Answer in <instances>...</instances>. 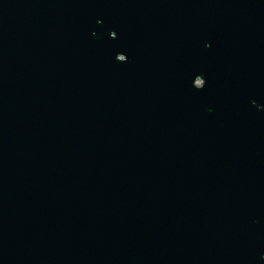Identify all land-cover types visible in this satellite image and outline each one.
<instances>
[{
    "label": "water",
    "instance_id": "1",
    "mask_svg": "<svg viewBox=\"0 0 264 264\" xmlns=\"http://www.w3.org/2000/svg\"><path fill=\"white\" fill-rule=\"evenodd\" d=\"M0 264H264V0H0Z\"/></svg>",
    "mask_w": 264,
    "mask_h": 264
}]
</instances>
